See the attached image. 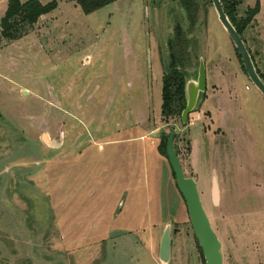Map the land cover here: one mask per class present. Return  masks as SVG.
<instances>
[{"label": "rangeland", "instance_id": "374dc122", "mask_svg": "<svg viewBox=\"0 0 264 264\" xmlns=\"http://www.w3.org/2000/svg\"><path fill=\"white\" fill-rule=\"evenodd\" d=\"M237 1L236 18L258 2L242 38L264 78V0ZM56 2L20 39L0 35V264H161L167 222V264H203L160 154L172 128L222 264H264V96L212 1L116 0L88 14ZM178 24L185 72L200 56L206 72L185 123L161 116Z\"/></svg>", "mask_w": 264, "mask_h": 264}, {"label": "water", "instance_id": "95a60500", "mask_svg": "<svg viewBox=\"0 0 264 264\" xmlns=\"http://www.w3.org/2000/svg\"><path fill=\"white\" fill-rule=\"evenodd\" d=\"M214 9L217 14V18L220 24L225 29L226 33L230 37L235 50L237 51L246 75L252 82V84L259 90L264 96V82L259 77L250 53L245 46V43L241 36L238 34L226 13L223 11L220 0H211ZM206 91V72L205 63L202 56L199 57L198 69L193 73H186L185 79V107L181 111L180 120L185 123L188 120L189 114L196 109L199 104L200 98ZM175 128L170 129L167 134L165 152L168 163L174 174L176 186L183 197L190 224L194 233V236L198 242V245L202 251L205 264H222V252L221 242L215 234L210 220L203 208L200 195L197 189V184L192 177H186L181 166V162L178 157L177 148L174 145ZM45 138V137H44ZM211 193L213 202H218L219 189L216 177L212 175L211 178ZM171 252V237H170V222H167L158 245V259L161 264H167L170 258Z\"/></svg>", "mask_w": 264, "mask_h": 264}, {"label": "trees", "instance_id": "16d2710c", "mask_svg": "<svg viewBox=\"0 0 264 264\" xmlns=\"http://www.w3.org/2000/svg\"><path fill=\"white\" fill-rule=\"evenodd\" d=\"M70 1L75 2L77 5H79L81 10L85 14H88L107 4L115 2L116 0H70ZM237 2H238L237 0H225L224 2H221V5L228 19L230 20V22L232 23V25L234 26V28L242 38L243 30L248 26V24L252 20H254L255 15L259 11V5L258 2L256 1L253 8L248 9L247 14L244 18H236L235 5L237 4ZM56 6H57L56 0H51L45 4L41 3L39 0H25L23 2L20 0H6V8L0 20L1 38H5L9 41L20 39L27 33V30L35 22H37V20L41 15L54 10ZM182 34L183 32L181 26L179 24L176 25L174 30V36L168 43V49H169L168 69H166V71L164 72L161 78L162 81L161 116L164 119H170L176 116L180 118L181 111L183 110L186 104L185 92H184L186 72L182 62L183 55L181 53V49L183 46ZM255 69L259 77L264 82V78L259 73L256 66ZM166 139L167 136L164 140V143L161 145L162 148L160 150L161 151L160 154H163L165 157H166V152H165ZM199 250L202 255L203 264H205V260L200 247Z\"/></svg>", "mask_w": 264, "mask_h": 264}, {"label": "crops", "instance_id": "0c3cea01", "mask_svg": "<svg viewBox=\"0 0 264 264\" xmlns=\"http://www.w3.org/2000/svg\"><path fill=\"white\" fill-rule=\"evenodd\" d=\"M262 97H263V96H262ZM260 99H261L262 101H264L263 98H260Z\"/></svg>", "mask_w": 264, "mask_h": 264}]
</instances>
